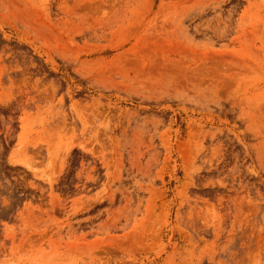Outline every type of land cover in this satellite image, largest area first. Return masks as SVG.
<instances>
[{"label": "rangeland", "instance_id": "obj_1", "mask_svg": "<svg viewBox=\"0 0 264 264\" xmlns=\"http://www.w3.org/2000/svg\"><path fill=\"white\" fill-rule=\"evenodd\" d=\"M0 264H264V0H0Z\"/></svg>", "mask_w": 264, "mask_h": 264}]
</instances>
